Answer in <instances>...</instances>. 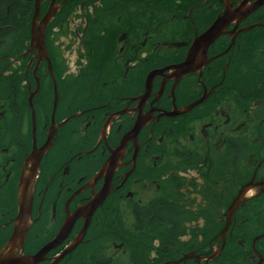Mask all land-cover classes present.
Segmentation results:
<instances>
[{"label": "flooded vegetation", "instance_id": "1", "mask_svg": "<svg viewBox=\"0 0 264 264\" xmlns=\"http://www.w3.org/2000/svg\"><path fill=\"white\" fill-rule=\"evenodd\" d=\"M1 253L264 264V0H0Z\"/></svg>", "mask_w": 264, "mask_h": 264}, {"label": "water", "instance_id": "2", "mask_svg": "<svg viewBox=\"0 0 264 264\" xmlns=\"http://www.w3.org/2000/svg\"><path fill=\"white\" fill-rule=\"evenodd\" d=\"M37 32H38V25L36 21H34L33 19V22H32V37L33 38H36ZM24 206H25V192H24V189L22 188V190L20 189L19 191V214L16 219L14 233L9 241V246H12L13 244L16 243L18 236L22 230V224H23V220L25 217ZM24 233H25V230H23V234ZM3 258H4V253H1L0 254V264H3L2 262Z\"/></svg>", "mask_w": 264, "mask_h": 264}]
</instances>
